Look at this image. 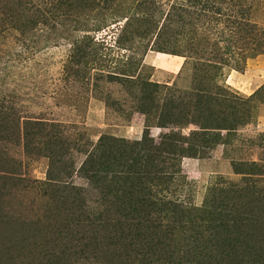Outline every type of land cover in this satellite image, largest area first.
I'll return each instance as SVG.
<instances>
[{
    "label": "rangeland",
    "instance_id": "374dc122",
    "mask_svg": "<svg viewBox=\"0 0 264 264\" xmlns=\"http://www.w3.org/2000/svg\"><path fill=\"white\" fill-rule=\"evenodd\" d=\"M262 43L264 0H0V264H169L135 255L144 230L108 208L129 203L118 154L170 133L188 152L160 155L178 170L166 196L227 203L264 238V50L245 48Z\"/></svg>",
    "mask_w": 264,
    "mask_h": 264
},
{
    "label": "trees",
    "instance_id": "16d2710c",
    "mask_svg": "<svg viewBox=\"0 0 264 264\" xmlns=\"http://www.w3.org/2000/svg\"><path fill=\"white\" fill-rule=\"evenodd\" d=\"M257 28L256 25H253V28L249 29L257 32ZM190 36L189 48L191 51L201 52L198 51V49H201L198 46V42H196V36ZM255 46H245V48L248 52L264 50V43ZM206 61L209 62L208 59ZM215 63L221 65L224 60H219ZM236 69H242L239 63ZM151 85L157 86L156 83ZM200 102L197 101L196 104L198 112L201 111ZM208 111L211 112V109ZM149 112L143 111L146 115ZM2 113L0 111V114ZM211 116L208 112V120L211 119ZM173 118L175 119V117ZM169 120L165 121L164 118L161 119L158 116V126L166 127V125L174 123V121ZM196 122L199 123L200 128H220L208 125L210 123L202 124L199 121ZM200 134L204 133H191L192 136ZM177 139L178 135L170 133L158 143H155L152 139L150 140L151 143L150 141L147 143L142 142L139 145L141 154L138 157L132 156L123 160L125 156L121 153L116 157V159H122L118 164L124 168L123 171L122 169L118 171V173L121 172L120 177L131 182V188L127 191H121L120 195V199H126L129 203H127V211L118 207H109L108 211L114 212L113 216H110L111 218L122 216L128 219L130 217L133 219L132 221L136 222L135 230H144V233H141L142 237L138 244L139 247H132L131 251L135 250V255L143 256H155V252H158L163 255V259L169 264H264V238L258 235L256 231H252L253 227L254 229L257 228L256 220L251 219L253 222L247 223L244 218L235 217L232 215L233 213L226 211L227 203L222 204L220 202L217 204L218 200L211 202L212 204L204 206V208H195V212H193L191 208L185 207V204L180 202V200L169 199L166 196L167 191L170 189L168 185L175 178L174 176L178 170L173 168L171 164L168 166L164 165L166 161L160 155L164 153L174 156H185L186 152H188V147L178 145ZM207 140L202 138L204 144L207 143ZM105 141L108 143L110 139L102 137L84 161V168L91 172L90 177L94 180L97 175L106 172L108 166H110L106 158ZM189 149L193 150L192 154L197 153V147H190ZM130 153L128 152V154ZM149 166L150 169H148ZM221 193L223 194L222 197L224 196L223 200H225L224 192ZM219 197L221 195L216 193L212 199L216 200ZM190 209L193 212L192 217L189 216ZM200 211H204V214H197ZM153 214L158 218L159 223L153 226L154 231H149L151 227L149 221ZM162 220H166L168 222L166 225L168 226L166 231L158 232L157 228L164 225ZM212 221L213 223H211ZM173 222L178 224H172ZM204 222H207V224L205 223V225ZM258 243H261V245ZM157 259L160 260L158 257Z\"/></svg>",
    "mask_w": 264,
    "mask_h": 264
},
{
    "label": "crops",
    "instance_id": "0c3cea01",
    "mask_svg": "<svg viewBox=\"0 0 264 264\" xmlns=\"http://www.w3.org/2000/svg\"><path fill=\"white\" fill-rule=\"evenodd\" d=\"M180 65H181V63H180ZM156 67H158V68H162V69H164V70H170V69H166L165 67H163V66H159V65H155ZM172 72H174L173 70H171Z\"/></svg>",
    "mask_w": 264,
    "mask_h": 264
}]
</instances>
